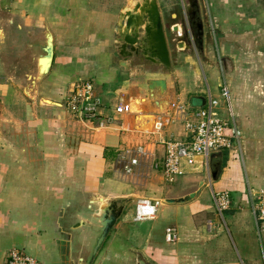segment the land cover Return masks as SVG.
Instances as JSON below:
<instances>
[{"label": "crops", "instance_id": "0c3cea01", "mask_svg": "<svg viewBox=\"0 0 264 264\" xmlns=\"http://www.w3.org/2000/svg\"><path fill=\"white\" fill-rule=\"evenodd\" d=\"M1 1L23 22L49 27L55 54L49 73L28 88L4 71L0 57V264L13 247L42 264H77L87 240L80 224L94 196L133 199L90 264H141L139 255L152 264H264V227L254 209L264 187V0L200 2L205 30L210 24L214 33L208 30L199 55L181 53L187 45L177 41L167 75L126 68L112 56L113 27L130 0ZM158 1L171 24L179 14L186 19V0ZM223 74L239 143L184 159L168 179L153 163L164 157L160 139L187 137L185 119L199 108L189 106L190 96H204L205 104L209 94L219 96ZM149 77H165L167 89L149 92ZM79 79L94 83L113 121L80 119L61 105ZM119 104L125 109L115 113ZM219 112L229 117L224 100ZM137 145L153 154L128 174L123 165L130 156L123 152ZM220 191L230 197L221 212L214 199ZM141 196L161 204L154 218L134 221ZM168 227L176 232L172 241Z\"/></svg>", "mask_w": 264, "mask_h": 264}, {"label": "water", "instance_id": "95a60500", "mask_svg": "<svg viewBox=\"0 0 264 264\" xmlns=\"http://www.w3.org/2000/svg\"><path fill=\"white\" fill-rule=\"evenodd\" d=\"M13 21V20H12ZM163 15L158 0H130L118 13L113 27L111 53L118 64L128 68L132 65H143L148 72L163 75L173 73V59L168 29L171 30L175 42H186L192 52L193 47L203 49L206 36L205 22L199 0H186V19L171 24ZM21 27V24L18 25ZM35 37L24 41L22 48L28 54L30 62L29 80L33 86L49 73L55 54L54 34L49 27L33 29ZM31 31V32H32ZM21 44V43H20ZM149 92L167 89L165 77H149L146 79ZM199 99L198 101H196ZM205 104L202 95H191L189 106L201 107ZM221 170L219 160L213 166L212 174L216 178ZM190 193L182 197L168 198L170 202H181L193 197ZM133 197L104 198L92 197L84 210L80 228L87 240L75 254L77 264H90L102 245L107 234ZM141 264H152L139 255Z\"/></svg>", "mask_w": 264, "mask_h": 264}, {"label": "built area", "instance_id": "2783aa9c", "mask_svg": "<svg viewBox=\"0 0 264 264\" xmlns=\"http://www.w3.org/2000/svg\"><path fill=\"white\" fill-rule=\"evenodd\" d=\"M210 31L214 33L211 26ZM221 100L227 106L229 117H224L219 112ZM72 114L80 119L88 121L99 120L100 125L107 124L115 119L114 114L104 113L105 101L95 91L94 83L90 79H79L64 96L63 104ZM123 105L114 107L115 113L124 111ZM184 111V110H183ZM229 118L232 119L230 125ZM231 104V91L226 76L223 74L219 86V96L209 94L207 103L192 112V117L185 119L186 129L189 131L183 139H160L164 144L165 153L162 161H154V166H161L168 179H172L180 169L184 159L193 160L197 155L209 156L210 153L230 149L239 143V133L236 123L233 121ZM123 153L130 158L124 163V171L134 173L140 159L147 157L150 151L144 145L127 148ZM125 157V154L122 155ZM258 201L254 205L255 212L264 227V187L258 189ZM217 209L221 212L228 206L230 197L226 191L217 192L214 196ZM161 199L148 196L138 197L133 213L134 221L152 219L157 215ZM176 238V232L168 227L166 239L172 241ZM7 264H42L35 256L28 254L20 248L13 247L7 255Z\"/></svg>", "mask_w": 264, "mask_h": 264}, {"label": "rangeland", "instance_id": "374dc122", "mask_svg": "<svg viewBox=\"0 0 264 264\" xmlns=\"http://www.w3.org/2000/svg\"><path fill=\"white\" fill-rule=\"evenodd\" d=\"M203 4V0H199ZM182 14H179L177 18L181 22ZM13 20V21H12ZM21 24V27L18 25ZM0 34H1V50L0 57L3 62L4 71L7 74H10L16 79L20 80V84L28 83L30 72V62L27 60L28 54L25 52V49L21 47L24 41H29L30 38L35 37V33H33L34 25L30 23L23 22L18 16H14L9 13V9L4 4L3 1L0 0ZM208 28L206 30L205 38H208V30H210L211 25L206 26ZM36 30L40 28H35ZM32 31V32H31ZM168 37L170 41L171 50L174 48V53L177 50L176 42L173 39V35L170 29H168ZM21 43V44H20ZM184 48V47H183ZM193 51L183 50L189 54H195V51L199 55V50L196 47H193ZM30 85H26L28 88ZM66 107V106H65ZM67 108V107H66ZM70 112V111H69ZM72 114V112H70ZM73 115V114H72Z\"/></svg>", "mask_w": 264, "mask_h": 264}, {"label": "flooded vegetation", "instance_id": "af4514ba", "mask_svg": "<svg viewBox=\"0 0 264 264\" xmlns=\"http://www.w3.org/2000/svg\"><path fill=\"white\" fill-rule=\"evenodd\" d=\"M186 50H188L189 51V48L186 46ZM172 52V51H171ZM172 55H173V53H172ZM174 57V56H173Z\"/></svg>", "mask_w": 264, "mask_h": 264}]
</instances>
